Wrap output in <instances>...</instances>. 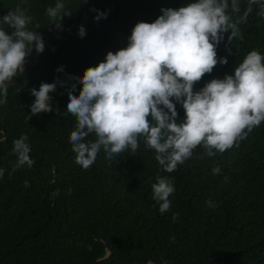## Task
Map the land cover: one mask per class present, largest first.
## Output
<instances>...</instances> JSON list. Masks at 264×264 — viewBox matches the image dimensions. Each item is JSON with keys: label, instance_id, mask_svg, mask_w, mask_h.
<instances>
[{"label": "trees", "instance_id": "obj_1", "mask_svg": "<svg viewBox=\"0 0 264 264\" xmlns=\"http://www.w3.org/2000/svg\"><path fill=\"white\" fill-rule=\"evenodd\" d=\"M61 2L71 15L63 16L57 29L46 14L57 0H0V18L26 10L32 18L27 28L44 43L39 54L33 46L24 73L8 82L6 103L0 104V169L5 170L0 178V264H264V122L223 153L213 150L215 155L208 156L203 145L197 146L171 173L144 137L138 138L134 154L126 149L106 158L101 149L86 170L75 162L69 140L77 121L65 105L67 92L75 96L82 87L76 78L103 62L108 52L127 47L138 22H154L161 9L195 0ZM226 2L230 22L249 7V0H235L239 11L234 12L233 0ZM261 4L264 0L252 4L238 24L239 37L229 41L231 30L221 34L218 63L193 85L194 92L212 79L233 75L250 51L264 55ZM94 10L106 18L95 20ZM0 28L13 31L2 22ZM220 58L227 64H220ZM56 81L63 86L57 83L49 94L53 111L31 114V89ZM173 103L177 122H182L184 110ZM22 135L28 137L34 164L13 171V141ZM86 139L94 141L95 134ZM216 167L220 172L213 174ZM157 177L171 179L175 188L163 214L152 199ZM174 213L179 214L175 222Z\"/></svg>", "mask_w": 264, "mask_h": 264}, {"label": "clouds", "instance_id": "obj_2", "mask_svg": "<svg viewBox=\"0 0 264 264\" xmlns=\"http://www.w3.org/2000/svg\"><path fill=\"white\" fill-rule=\"evenodd\" d=\"M259 2L249 0V7L235 22H230L226 14V0H195L178 9H161L162 15L154 22L135 24L127 47L108 52L103 62L85 69L76 78L82 85L78 95L67 92L65 107L77 121L69 136L75 162L86 170L101 149L106 158L126 149L134 154L139 147L138 138L144 137L146 145L155 150L158 163L171 173L191 157L197 146L203 145L208 156L223 153L264 122V55L257 50L246 55L233 75L212 79L199 91H193V85L218 63L216 45L223 38L221 34L231 30L229 41L239 37L238 24L251 12V5ZM232 8L239 11L235 0ZM63 10L61 0L46 9L53 21L51 25L57 29L61 28L62 17L71 15ZM94 11L95 20L106 18V13ZM260 14L264 15V4ZM0 22L13 29L9 33L0 28L3 104L8 82L18 72L24 73L33 46L39 54L44 51V43L40 34L27 28L32 18L26 10L9 11ZM78 35H85L83 26L78 28ZM219 63L227 64V59L220 58ZM57 71H62V67ZM57 83L63 86V82L56 81L41 83L39 90L31 89L35 97L31 114L53 111L49 94L56 90ZM71 87L74 90L76 85ZM173 100L184 110L182 122H177ZM93 133L96 139L87 140ZM27 140L22 135L13 141L12 151L17 157L13 171L34 164ZM4 171L0 169V178ZM212 172L218 174L219 167ZM174 191V183L167 177H157L152 185V199L161 214L170 209L169 197ZM209 206L214 205L209 202ZM178 215L173 214V222Z\"/></svg>", "mask_w": 264, "mask_h": 264}, {"label": "water", "instance_id": "obj_3", "mask_svg": "<svg viewBox=\"0 0 264 264\" xmlns=\"http://www.w3.org/2000/svg\"><path fill=\"white\" fill-rule=\"evenodd\" d=\"M35 32H36V31H35ZM106 255H107V254H106ZM106 255H104L103 257H105ZM103 257H102V258H103Z\"/></svg>", "mask_w": 264, "mask_h": 264}]
</instances>
